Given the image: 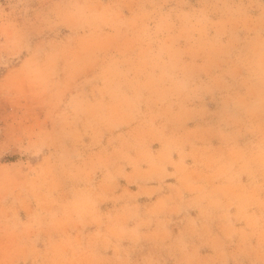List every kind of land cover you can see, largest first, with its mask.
Listing matches in <instances>:
<instances>
[{
  "label": "rangeland",
  "instance_id": "obj_1",
  "mask_svg": "<svg viewBox=\"0 0 264 264\" xmlns=\"http://www.w3.org/2000/svg\"><path fill=\"white\" fill-rule=\"evenodd\" d=\"M0 264H264V0H0Z\"/></svg>",
  "mask_w": 264,
  "mask_h": 264
}]
</instances>
